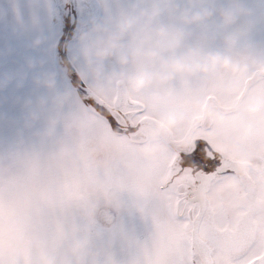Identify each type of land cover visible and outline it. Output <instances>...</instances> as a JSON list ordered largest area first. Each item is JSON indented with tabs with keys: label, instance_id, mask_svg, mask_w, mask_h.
Returning a JSON list of instances; mask_svg holds the SVG:
<instances>
[{
	"label": "rangeland",
	"instance_id": "rangeland-1",
	"mask_svg": "<svg viewBox=\"0 0 264 264\" xmlns=\"http://www.w3.org/2000/svg\"><path fill=\"white\" fill-rule=\"evenodd\" d=\"M197 139L264 193V0H0V264H121Z\"/></svg>",
	"mask_w": 264,
	"mask_h": 264
},
{
	"label": "snow or ice",
	"instance_id": "snow-or-ice-1",
	"mask_svg": "<svg viewBox=\"0 0 264 264\" xmlns=\"http://www.w3.org/2000/svg\"><path fill=\"white\" fill-rule=\"evenodd\" d=\"M111 129L118 120H106ZM208 141L142 161L154 168L142 186L147 208L140 222L129 215L134 242L121 264H264V193L246 184L239 194L226 188L200 200L197 189L228 176L231 162L218 160ZM246 215L239 218V210Z\"/></svg>",
	"mask_w": 264,
	"mask_h": 264
},
{
	"label": "water",
	"instance_id": "water-1",
	"mask_svg": "<svg viewBox=\"0 0 264 264\" xmlns=\"http://www.w3.org/2000/svg\"><path fill=\"white\" fill-rule=\"evenodd\" d=\"M164 137H166V135ZM220 160H225L227 162H231V171H233V172H235L237 174H241L243 172V170H244V165L239 163V162H237L236 160L229 159V158H224V157H221ZM211 184L207 185L203 189H199V188L197 189V195H198V198L200 200H204V199L207 198L206 194L209 192Z\"/></svg>",
	"mask_w": 264,
	"mask_h": 264
},
{
	"label": "flooded vegetation",
	"instance_id": "flooded-vegetation-1",
	"mask_svg": "<svg viewBox=\"0 0 264 264\" xmlns=\"http://www.w3.org/2000/svg\"><path fill=\"white\" fill-rule=\"evenodd\" d=\"M214 155L216 156V158H217L218 160H220V158H221L220 155H218L216 152H214Z\"/></svg>",
	"mask_w": 264,
	"mask_h": 264
},
{
	"label": "trees",
	"instance_id": "trees-1",
	"mask_svg": "<svg viewBox=\"0 0 264 264\" xmlns=\"http://www.w3.org/2000/svg\"><path fill=\"white\" fill-rule=\"evenodd\" d=\"M75 74H76V72L74 71V70H72ZM77 75V74H76ZM73 77V76H72Z\"/></svg>",
	"mask_w": 264,
	"mask_h": 264
},
{
	"label": "bare ground",
	"instance_id": "bare-ground-1",
	"mask_svg": "<svg viewBox=\"0 0 264 264\" xmlns=\"http://www.w3.org/2000/svg\"><path fill=\"white\" fill-rule=\"evenodd\" d=\"M94 1H95V0H94ZM96 6H97V5H96ZM96 6H95V7H96ZM96 8H97V7H96ZM93 9H94V8H93ZM93 11H94V10H93ZM96 12H97V11H96Z\"/></svg>",
	"mask_w": 264,
	"mask_h": 264
}]
</instances>
